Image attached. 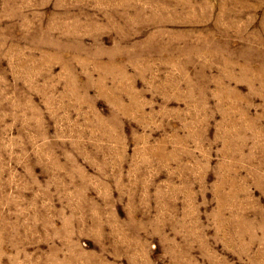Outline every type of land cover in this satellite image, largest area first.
Wrapping results in <instances>:
<instances>
[{
  "label": "rangeland",
  "instance_id": "1",
  "mask_svg": "<svg viewBox=\"0 0 264 264\" xmlns=\"http://www.w3.org/2000/svg\"><path fill=\"white\" fill-rule=\"evenodd\" d=\"M0 264H264V0H0Z\"/></svg>",
  "mask_w": 264,
  "mask_h": 264
}]
</instances>
